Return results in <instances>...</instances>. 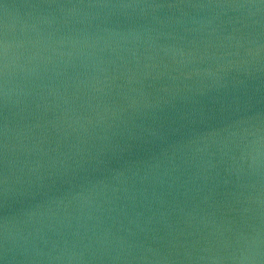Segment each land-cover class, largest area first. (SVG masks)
<instances>
[{"label":"water","instance_id":"95a60500","mask_svg":"<svg viewBox=\"0 0 264 264\" xmlns=\"http://www.w3.org/2000/svg\"><path fill=\"white\" fill-rule=\"evenodd\" d=\"M0 264H264V0H0Z\"/></svg>","mask_w":264,"mask_h":264}]
</instances>
